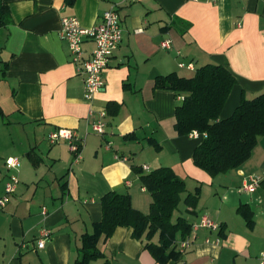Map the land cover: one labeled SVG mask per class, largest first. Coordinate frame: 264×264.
I'll use <instances>...</instances> for the list:
<instances>
[{
  "label": "crops",
  "instance_id": "0c3cea01",
  "mask_svg": "<svg viewBox=\"0 0 264 264\" xmlns=\"http://www.w3.org/2000/svg\"><path fill=\"white\" fill-rule=\"evenodd\" d=\"M115 5L123 39L103 74V90L90 103L85 75L60 37L62 19L76 17L93 28ZM0 21V197L16 173L6 160L21 163L17 190L0 210V264H76L82 236L102 220L101 198L111 191L128 194L133 208L148 214L152 197L141 174L161 167L173 169L187 186L173 221L184 218L193 226L207 216L218 228L191 230L185 252L178 235L170 250L180 256L161 263L145 236L136 239L132 228L119 227L100 240L103 256L90 264H259L264 188H240L251 176L264 180V136L241 167L209 176L193 161L202 139L175 129L184 95L157 89L156 80L172 73L191 78L207 64L226 66L236 85L221 119L232 116L243 96L263 94L264 0H0ZM168 40L172 48L165 50ZM94 48L86 41L84 56ZM102 110L107 127L99 135L92 124ZM59 129L77 133L80 160L68 141L51 143ZM197 189L199 201L189 207L185 199ZM241 205L253 212L252 225L238 212Z\"/></svg>",
  "mask_w": 264,
  "mask_h": 264
},
{
  "label": "trees",
  "instance_id": "16d2710c",
  "mask_svg": "<svg viewBox=\"0 0 264 264\" xmlns=\"http://www.w3.org/2000/svg\"><path fill=\"white\" fill-rule=\"evenodd\" d=\"M2 22L0 21V25ZM236 85V78L226 66L207 64L198 68L191 78L172 73L156 80L157 89L184 95L176 110L175 129L179 135L193 131L206 133L196 147L193 161L197 168L211 177L238 169L252 156L258 139L264 136V93L254 99L242 97L231 117L221 119L222 110ZM142 185L150 193L152 203L148 214L132 206L131 197L111 191L101 198L103 217L95 224L93 233L82 236V247L76 264H90L103 256L99 242L108 240L119 227H130L136 239L146 237V245L159 262L166 263L180 256L170 250L180 235L186 240L192 226L184 218L173 221L182 195L187 192L186 182L173 169L161 167L148 174H141ZM264 188V180L261 183ZM200 189L189 193L185 203L196 207ZM238 212L248 225L253 224L249 205H241ZM159 233V244L152 243Z\"/></svg>",
  "mask_w": 264,
  "mask_h": 264
},
{
  "label": "built area",
  "instance_id": "2783aa9c",
  "mask_svg": "<svg viewBox=\"0 0 264 264\" xmlns=\"http://www.w3.org/2000/svg\"><path fill=\"white\" fill-rule=\"evenodd\" d=\"M60 37L68 42L72 62L77 65L81 73L85 75V99L92 103L95 96L104 88L103 74L108 69L114 53L123 39V29L121 27L118 7L115 5L107 10L102 17V22L93 28L83 27L76 17L62 19ZM88 40L95 44V48L91 56L86 58L84 56L83 44ZM162 48L170 50L172 48L171 41H164L162 43ZM179 67L191 71L195 70L192 63H180ZM181 99L184 98L181 97ZM99 115L100 118L92 124V129L95 133L104 135L107 127L105 121L107 113L105 110H102L99 112ZM189 135L197 140L207 137L206 133L202 134L198 131H193ZM49 139L53 144L60 141H68L70 149L74 153L75 161L80 160L81 145L78 143V135L74 130L59 129L51 133ZM6 167L17 173L21 167L20 160L16 157L8 158L6 160ZM16 173L10 175L5 184V194L0 197V210H3L7 206L10 195L14 194L17 190L19 178ZM261 182L262 180L260 177L251 176L250 181L244 183L240 188V192L253 193L259 188ZM200 228L217 229L218 226L205 216L200 224L192 226L193 231H197ZM43 235L47 238L50 236V232L45 231ZM44 243V239L40 240L38 247L43 248ZM207 243H210V241L207 240ZM218 243L219 241L217 244ZM191 245L192 242L188 239L179 243L181 252H185ZM259 264H264V252H262L259 257Z\"/></svg>",
  "mask_w": 264,
  "mask_h": 264
},
{
  "label": "rangeland",
  "instance_id": "374dc122",
  "mask_svg": "<svg viewBox=\"0 0 264 264\" xmlns=\"http://www.w3.org/2000/svg\"><path fill=\"white\" fill-rule=\"evenodd\" d=\"M1 72L2 71H0V74H1ZM189 75V74H188ZM191 75H194L193 73H191ZM0 121H2V120H0ZM5 121L7 122L8 121V118L7 119H5ZM1 165H2V163H1Z\"/></svg>",
  "mask_w": 264,
  "mask_h": 264
}]
</instances>
